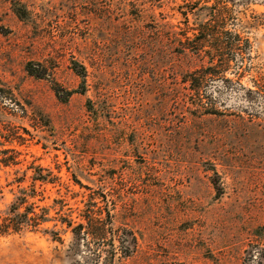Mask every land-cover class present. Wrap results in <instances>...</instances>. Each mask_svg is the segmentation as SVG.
<instances>
[{
    "label": "rangeland",
    "instance_id": "obj_1",
    "mask_svg": "<svg viewBox=\"0 0 264 264\" xmlns=\"http://www.w3.org/2000/svg\"><path fill=\"white\" fill-rule=\"evenodd\" d=\"M204 2L0 0L1 221L50 220L0 264L105 258L61 224L97 207L137 240L115 264H264V0Z\"/></svg>",
    "mask_w": 264,
    "mask_h": 264
},
{
    "label": "trees",
    "instance_id": "obj_2",
    "mask_svg": "<svg viewBox=\"0 0 264 264\" xmlns=\"http://www.w3.org/2000/svg\"><path fill=\"white\" fill-rule=\"evenodd\" d=\"M197 1H205L204 3H209L210 0ZM201 10L211 12L212 17L217 15L214 7L204 6L203 8H201ZM16 14L20 18V20H27L29 15L28 11L25 8L17 9ZM218 14H222V12L218 11ZM247 45L250 46L249 41L247 42ZM28 71L30 73H33L31 67ZM74 71L80 78L83 79V81H85L87 72L83 66L74 63ZM56 93L58 98H60V100L62 101H67L71 96L70 92H67V97L65 98L61 96L60 90H56ZM89 107L90 109H92L91 104H89ZM0 163H4L5 166H8L7 163L9 162L0 161ZM47 179L48 178H46V176L44 177L41 174L40 176H35L34 178L35 181L41 182H46ZM22 201L24 202H21L20 204L17 203L12 206L10 215L7 219L1 221L0 216V237L9 235L11 231H13L14 233H19L25 228L29 227L36 230L41 225L50 221L47 218V214H36L34 212V205L26 207L25 212H20L21 207L26 203L25 200ZM96 209L97 210L88 208L83 211V214L81 215L82 220L80 223H75L68 218H64L61 220V224L66 227V230H70L72 232L75 244L77 246H79L80 243L83 242L90 252L93 251V246L95 245H98L99 247L110 245L112 247L111 253L105 250L107 252V256L105 258H102L100 254H96V252H93L92 256L87 258L90 264H115V258L117 255L115 251L116 242H118L117 247L120 251L119 262H121V260L131 258L137 247L136 237L128 230L115 231L113 228V221L110 212L107 211L105 216H103V210L99 207H97ZM31 215L32 217H30ZM45 233L49 234L52 233V231L48 232V230H45ZM55 235L58 236V234L56 233ZM58 240L61 241L60 238H58ZM108 242H110L111 244H108ZM74 253H76V248L74 249Z\"/></svg>",
    "mask_w": 264,
    "mask_h": 264
}]
</instances>
